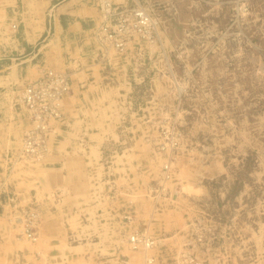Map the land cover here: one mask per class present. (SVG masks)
I'll return each instance as SVG.
<instances>
[{"label": "rangeland", "instance_id": "rangeland-1", "mask_svg": "<svg viewBox=\"0 0 264 264\" xmlns=\"http://www.w3.org/2000/svg\"><path fill=\"white\" fill-rule=\"evenodd\" d=\"M116 5L142 7L152 27L133 34L125 52L105 57L94 31ZM105 7L92 28L95 54L123 69L131 85L116 105L126 141L113 154L142 164L140 179L177 209L167 218L187 222L173 232L174 261L264 264V0H117ZM17 190L3 194L23 238L13 214L20 201L8 197ZM155 237L160 245L164 235ZM156 246L130 248L152 262Z\"/></svg>", "mask_w": 264, "mask_h": 264}, {"label": "crops", "instance_id": "crops-1", "mask_svg": "<svg viewBox=\"0 0 264 264\" xmlns=\"http://www.w3.org/2000/svg\"><path fill=\"white\" fill-rule=\"evenodd\" d=\"M99 7L101 0H0V183L8 178L19 204L41 213V239L18 237L0 187V264H176L170 241L187 222L167 218L177 209L140 179L142 164L113 154L126 141L116 105L131 85L123 69L115 72L95 54ZM48 69L71 75L63 120L52 122L45 160H19L8 176V155L21 151L33 127L26 108L14 104V89ZM139 231L164 235L152 262L130 248L129 236Z\"/></svg>", "mask_w": 264, "mask_h": 264}, {"label": "built area", "instance_id": "built-area-1", "mask_svg": "<svg viewBox=\"0 0 264 264\" xmlns=\"http://www.w3.org/2000/svg\"><path fill=\"white\" fill-rule=\"evenodd\" d=\"M104 4L107 7L110 6L109 0H105ZM105 6L103 8L106 9ZM122 8L124 7L116 5L111 17L94 31L99 48L105 57L109 56L111 50L114 51V49L119 53L125 52L131 44L133 34L150 33L153 21L146 10L142 7H136L132 10H122ZM13 27L17 29L18 25L15 24ZM71 88L69 72L48 69L34 81L14 89V104L26 108L33 122V127L25 134L22 150L19 153L8 155L10 160L8 174L12 173L19 160L25 159L32 163H42L45 160L50 152L49 140L52 122L63 120V101L70 93ZM0 187L7 192L11 187L8 178L0 183ZM8 194L10 201H14L17 196L16 192H9ZM13 214L21 226V235L37 242L40 237L39 224L41 221V213L37 205L22 206L16 204L13 208ZM128 243L134 250L145 249L148 251L156 246V240L143 231L131 234Z\"/></svg>", "mask_w": 264, "mask_h": 264}, {"label": "bare ground", "instance_id": "bare-ground-1", "mask_svg": "<svg viewBox=\"0 0 264 264\" xmlns=\"http://www.w3.org/2000/svg\"><path fill=\"white\" fill-rule=\"evenodd\" d=\"M24 141V140H23ZM22 145H23V142H22ZM22 148H23V146H22ZM22 150V149H21ZM169 175V174H168ZM39 209V208H38ZM40 238V237H39ZM26 239V238H25ZM41 239V238H40ZM30 241V240H29Z\"/></svg>", "mask_w": 264, "mask_h": 264}]
</instances>
